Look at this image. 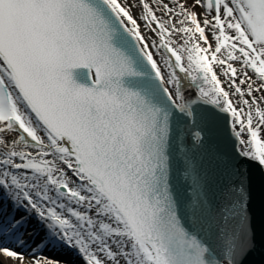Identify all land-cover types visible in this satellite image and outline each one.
Returning <instances> with one entry per match:
<instances>
[{
  "label": "snow or ice",
  "instance_id": "1",
  "mask_svg": "<svg viewBox=\"0 0 264 264\" xmlns=\"http://www.w3.org/2000/svg\"><path fill=\"white\" fill-rule=\"evenodd\" d=\"M242 160L264 171V0H0L4 257L243 264Z\"/></svg>",
  "mask_w": 264,
  "mask_h": 264
},
{
  "label": "water",
  "instance_id": "2",
  "mask_svg": "<svg viewBox=\"0 0 264 264\" xmlns=\"http://www.w3.org/2000/svg\"><path fill=\"white\" fill-rule=\"evenodd\" d=\"M247 166L248 182L251 194L249 209L252 214L254 247L244 258L243 264H264V171L257 163L240 161Z\"/></svg>",
  "mask_w": 264,
  "mask_h": 264
},
{
  "label": "bare ground",
  "instance_id": "3",
  "mask_svg": "<svg viewBox=\"0 0 264 264\" xmlns=\"http://www.w3.org/2000/svg\"><path fill=\"white\" fill-rule=\"evenodd\" d=\"M134 11V10H133ZM30 251V249L29 250H27L26 252H27V255H25L26 256V259H25V261L23 262V264H29V262H30V256L28 255V252ZM58 256H56V255H53V257H55V258H58V259H63V260H67V258L66 257H64V255L63 254H57ZM0 261H2V264H21V261H19V260H14V259H12V258H7V257H4L2 254H0ZM74 264H77V259H74Z\"/></svg>",
  "mask_w": 264,
  "mask_h": 264
},
{
  "label": "rangeland",
  "instance_id": "4",
  "mask_svg": "<svg viewBox=\"0 0 264 264\" xmlns=\"http://www.w3.org/2000/svg\"><path fill=\"white\" fill-rule=\"evenodd\" d=\"M134 12H135V9H134ZM21 251V250H20ZM26 257V256H25ZM71 264V263H70ZM74 264V263H73Z\"/></svg>",
  "mask_w": 264,
  "mask_h": 264
}]
</instances>
